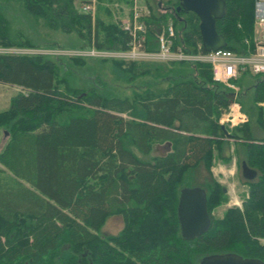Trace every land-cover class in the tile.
Wrapping results in <instances>:
<instances>
[{"label":"trees","instance_id":"16d2710c","mask_svg":"<svg viewBox=\"0 0 264 264\" xmlns=\"http://www.w3.org/2000/svg\"><path fill=\"white\" fill-rule=\"evenodd\" d=\"M223 1L224 14L215 20L223 48L252 50L254 0ZM14 4L49 30L74 34L80 41L74 48H129L130 33L76 8L73 0H0V47L39 46L11 34L5 10ZM173 10V15L148 11L143 49L156 50L155 33L169 18L173 48L201 51L195 14ZM69 59L83 62L80 56ZM110 61L128 80L161 77L176 64L192 69L198 80L184 77L159 92L145 88L119 98L93 87L60 88L58 63L42 54L0 53V83L19 88L0 111V129L7 135L0 150V264H198L202 256L227 252L264 262V243L259 242L264 236L261 109L254 120L261 135L255 136L247 121L225 134L214 117L231 94L213 89L218 82L208 64ZM258 76L254 104L264 99V74ZM229 139L237 142L240 164L255 173L244 179L247 195L240 208L216 217L210 210L223 191L213 182L206 192L207 230L183 239L175 212L182 175L200 162L208 169L213 147L221 153ZM162 142L170 150L150 160L135 153L147 154ZM112 214L121 216V230L98 235Z\"/></svg>","mask_w":264,"mask_h":264},{"label":"rangeland","instance_id":"374dc122","mask_svg":"<svg viewBox=\"0 0 264 264\" xmlns=\"http://www.w3.org/2000/svg\"><path fill=\"white\" fill-rule=\"evenodd\" d=\"M73 1L79 7L89 5L91 7L89 12L92 15L97 16L103 22L115 23L118 26H121L122 20L129 19L133 7L142 9L141 13L147 9L155 15L162 13L173 15L175 13L173 9L178 4L177 0H91V5L90 2L82 3L78 0ZM5 15L9 21L12 35L19 34L39 46H36V48L0 47V53H37L54 59L58 63L57 77L60 88H71L82 91L93 87L97 92L108 96L130 98L133 91H141L142 89L149 88L154 92H159L171 82L184 77H194L195 80H198L194 76L192 69L188 67L177 68L175 65L171 66V70L161 77L145 74L128 80L119 74V69L114 68L110 60L116 59L123 62L132 60L112 56H93L89 54L91 48H74L80 43L74 34L64 35L57 30H49L40 22L34 21L19 5L14 4V6L7 8ZM167 21L170 22V19L168 18ZM177 29L179 30V28ZM261 34L262 31L259 30L253 19V44L259 39L264 40ZM48 43H56L59 46L56 45L57 47H55L54 45L52 48L43 46ZM77 51H81L84 54L77 55ZM94 55H98V53ZM73 56H80L83 58V62L76 63L70 61L69 57ZM99 58L105 59L100 60ZM135 61L137 63H164L147 60ZM176 70L178 71V75L174 74ZM260 79L262 77L258 75L249 76L248 74H243L239 79L233 81L235 88L220 82L215 83L213 89H218L219 91L226 90L231 94V101L218 114L216 113L214 117L218 123H220L219 120L221 119L222 123L220 124L227 134H230L232 128L240 127L246 121L250 127H255V133H253L255 136L262 134L255 126L254 120L255 111L257 112L258 108L261 109V119L264 120V99L255 104L252 101L253 87ZM18 90L19 88L16 86L0 83V111L7 108L9 97ZM230 104H237L239 112L245 117L243 122L231 124L226 120L228 118L226 117V113L229 112L228 106ZM4 133L0 129V150L7 138V135ZM224 145L225 148L222 149L221 153L218 152L217 148L213 147L208 169L204 167V162L198 163L194 168L183 173L181 183L179 184V187H195L198 184L207 192L211 183H218L225 192H223L221 200L210 210V213L216 217L222 216L227 208H240L241 202L248 192V186L240 174L239 161L241 154L238 153V149L234 148L237 146V142L225 140ZM168 150H170V144L168 142H162L153 144L147 154H141L136 151L135 153L142 160H150L151 157L162 155ZM228 155L230 156L228 157ZM0 167L3 169L2 165ZM122 226L123 222L120 215H109L100 226L98 235H115L121 230ZM259 242L264 243V236L259 238Z\"/></svg>","mask_w":264,"mask_h":264},{"label":"built area","instance_id":"2783aa9c","mask_svg":"<svg viewBox=\"0 0 264 264\" xmlns=\"http://www.w3.org/2000/svg\"><path fill=\"white\" fill-rule=\"evenodd\" d=\"M82 11H89V5H82ZM142 9L133 7L129 19L122 20L121 27L131 34L129 48L123 51L115 50H95L91 49L89 54L98 57H118L128 58L132 61L147 60L154 62H200L209 65L211 78L216 82L223 83L229 87L235 88V81L240 75L249 73L251 75L264 74V40L259 39L253 44L252 50L243 53L234 52L224 48L205 52L203 50L195 53H184L179 47L173 48L175 37L174 29L170 22L160 27L155 33L156 50H145L142 47L144 39L143 18L148 16L149 12H142ZM254 22L262 31L264 37V0H254ZM201 47V46H198ZM81 55V51H77ZM98 53V55H94ZM229 112L226 113V120L231 124H238L245 120L242 113L239 112L237 104L228 106ZM225 115V114H224ZM222 123L221 119L219 120Z\"/></svg>","mask_w":264,"mask_h":264},{"label":"water","instance_id":"95a60500","mask_svg":"<svg viewBox=\"0 0 264 264\" xmlns=\"http://www.w3.org/2000/svg\"><path fill=\"white\" fill-rule=\"evenodd\" d=\"M175 11H190L198 19V31L201 49L205 52L225 47L223 36L215 30V20L224 14L223 0H177ZM223 129V126H221ZM225 134L226 131L223 129ZM241 176L251 179L254 171L244 162L240 164ZM176 219L180 237L193 239L205 232L209 226L206 210L205 192L200 187H186L179 189L176 202ZM198 264H264L257 258H246L235 253H214L202 256Z\"/></svg>","mask_w":264,"mask_h":264},{"label":"crops","instance_id":"0c3cea01","mask_svg":"<svg viewBox=\"0 0 264 264\" xmlns=\"http://www.w3.org/2000/svg\"><path fill=\"white\" fill-rule=\"evenodd\" d=\"M79 1V0H78ZM90 1V5H91V0H89ZM73 4H74V6L77 8V7H79V6H77L76 4H75V1H73ZM80 8V7H79ZM81 9V8H80ZM89 12V11H88ZM91 13V12H90ZM253 19H254V10H253ZM201 46V45H200ZM154 62V61H153ZM168 63H170V62H168ZM167 62H164V64H168ZM175 67H177V68H184V67H187V66H184V65H179V64H176L175 65ZM244 74H248L249 76H253V75H251V74H249V73H244ZM243 75V74H242ZM242 75H240L237 79H239ZM172 83V82H171ZM168 85H170V84H168ZM167 85V86H168ZM166 86V87H167ZM165 87V88H166ZM164 88V89H165ZM176 123V122H175ZM217 123H218V121H217ZM218 124H220V123H218ZM220 126H222L221 124H220ZM229 140H231V139H229ZM223 148H225V145L223 144V146H222V149ZM234 148H236V149H238V146H235ZM230 155H228V157H229ZM241 173V172H240Z\"/></svg>","mask_w":264,"mask_h":264},{"label":"flooded vegetation","instance_id":"af4514ba","mask_svg":"<svg viewBox=\"0 0 264 264\" xmlns=\"http://www.w3.org/2000/svg\"><path fill=\"white\" fill-rule=\"evenodd\" d=\"M241 174V173H240ZM212 184V183H211ZM211 184L209 185V186H211ZM196 187H200V188H202L203 190H204V188L202 187V186H200V185H198V184H196L195 185ZM222 191L223 192H225V190L224 189H222ZM204 192H205V190H204ZM205 196H206V192H205ZM207 210V209H206ZM207 213H208V211H207ZM212 214V213H211ZM208 217H209V213H208Z\"/></svg>","mask_w":264,"mask_h":264}]
</instances>
